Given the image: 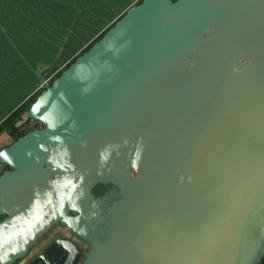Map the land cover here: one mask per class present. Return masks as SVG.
<instances>
[{
    "label": "water",
    "instance_id": "95a60500",
    "mask_svg": "<svg viewBox=\"0 0 264 264\" xmlns=\"http://www.w3.org/2000/svg\"><path fill=\"white\" fill-rule=\"evenodd\" d=\"M44 85L0 148V264L60 221L62 264L261 262L264 0H139Z\"/></svg>",
    "mask_w": 264,
    "mask_h": 264
},
{
    "label": "crops",
    "instance_id": "0c3cea01",
    "mask_svg": "<svg viewBox=\"0 0 264 264\" xmlns=\"http://www.w3.org/2000/svg\"><path fill=\"white\" fill-rule=\"evenodd\" d=\"M29 1H30V4H27L24 0H18V3H19L18 5L22 8L32 9L33 10L32 14L35 15L36 14L37 1L36 0H29ZM48 1L50 3H53V4L56 2L55 0H48ZM65 1H66V4H62V5H64V9H66L67 7H70V8H67V11L71 12V14L67 13V15L68 14L70 15V18H67V16H66V18L62 17V16H65L64 14H62V13H65V11H64V9H62V5L60 2H58L56 4L54 9L48 11V7L43 6L42 1L40 0V6L46 10V16L44 18H42L43 20L37 25L35 30L31 33L32 36H34V37L40 36V38H41L40 40L42 42L47 41L49 43L57 42V40H62V41L68 40V36L72 35L75 32L77 27L79 28V26L76 22V20H79V19L72 18V16H74L78 12V9H79V7L74 8V3L77 1L81 2V8L79 10V13H81L84 18L92 21L94 24H95V22H96V24H98V22H100V25L101 24L105 25L106 27L104 26L102 28L103 30H105V28H107V26H110L111 24H113L114 21L117 20L125 12V10H127L130 6H132L133 4L138 2L139 0H71V1L65 0ZM26 5H29V6H26ZM83 10H84V13H83ZM11 25L12 24H10V27L8 30L9 36H10V31H11ZM12 28H14V25L12 26ZM29 28H30L29 23L24 24V21L22 23H20V22L18 23L16 30L19 32L18 33V41H20V44H21V41L28 34ZM102 29L97 33V35H95L96 37L98 36V34H100L103 31ZM96 37H93L92 41ZM42 44L43 43H41V42H37V40L35 38L29 37V43H27V48L24 47L25 50L27 51V53H29L33 57H37V59H38V61H37L38 67H35L34 64L32 67L33 71H34L32 73L34 78H28V76L24 77L25 73H23L20 70V68L23 66L21 64H23V63L16 61V59L11 60V62H14L11 65L17 67L18 70H14L10 74H8V76L6 77V80H5V84L7 83L8 80H12L13 84L11 87V92L13 93V99L14 100H16V98H19L22 100V99L28 97L29 95H31L33 93L32 90L35 89V86H37L38 82L40 81L39 80L40 79L39 78L40 71H43L44 68L46 66H48L52 61H56V57H57V54L59 52L58 50L55 51L54 55L53 54H51V55L47 54L45 56V57H47L45 60L40 59L41 57L38 56V51L40 50ZM0 46L2 49L4 48L2 54L6 58H8V56L4 53L5 49L8 48L7 45L4 43ZM16 47H17V49H16V56H17L19 51H20V46H16ZM54 47H52V48L54 49ZM46 48L48 49L50 47L46 46ZM10 58L13 59V57H11V56H10ZM24 58L27 61V58L25 56H24ZM24 58L22 57V61H25ZM43 66H45V67H43ZM19 70L23 73L22 78L18 75ZM32 79H33V83H32V86L30 87L28 93L24 96H20L21 92H23V88L21 91H20V89L23 86L24 82L30 81ZM7 88H8V85H7ZM2 90L5 91V88H3ZM5 93L6 94H4V95L7 96V91H5ZM5 137H6V134H5V132H3L2 135L0 136V138L4 139Z\"/></svg>",
    "mask_w": 264,
    "mask_h": 264
},
{
    "label": "rangeland",
    "instance_id": "374dc122",
    "mask_svg": "<svg viewBox=\"0 0 264 264\" xmlns=\"http://www.w3.org/2000/svg\"><path fill=\"white\" fill-rule=\"evenodd\" d=\"M36 1H37L36 14L35 15L32 14L33 10L29 8L27 10V12H26L27 14L25 15L24 20L22 19L23 18V14H22V16L20 18V20H23L24 23H29V27H30L29 28L30 32L28 31V34L26 35V37L21 41V44H20V41H18V36L16 35V32H17L16 28H17V25L20 22V20H18V22L16 21V23L14 24V28L12 29V32H10V36H11L10 39L12 41V46L13 47L9 46L10 45L9 42H8L9 39H6L4 41L2 40V42H4L7 45V47H8L7 49H5L4 53L7 56L13 57L14 59H16V61H18L20 63H23V64H21L23 66L20 68V70L23 73H25L24 77L28 76V78H34V76L32 74L34 72L33 68H32L33 64H34L35 67H38L37 66V61H38L37 57L31 56L25 50V48H27V43H29V37H33V38H35L37 40V42L43 43L41 48H40V50L38 51V56L41 57L40 58L41 60H45L47 58V57H45L47 54L48 55H51V54L54 55L56 50L59 51L58 54H57V57H56V61H52L46 67L43 66L45 68H44L43 71H40V75H39L40 81L38 82V85L35 86V89L32 90L33 92L37 91L39 88H42V86L44 87L45 83H46V85H48V83L51 82L56 77V74L58 72H61L71 61L74 60V58L76 56H78L80 53L83 52L82 49H85L88 46H90L94 41L97 40L99 35H101V33H103L109 27V26H107V28H105V30H103L102 28L105 25H103V24L100 25V22H98V24H96V22H95V24H94L92 21L84 18L82 16V14L79 13V10L81 8V2L77 1V2L74 3V8L79 7V9H78V12L74 16H72V18L79 19V20H76L79 28L77 27L75 32L72 35L68 36V40H65V41L57 40V42H51V43H49L47 41L42 42L40 40L41 39L40 36H35L34 37V36L31 35V33L35 30L37 25L43 20L42 18H44L46 16V10L40 6V0H36ZM41 1L43 3V6L48 7V11L54 9L58 2H60L61 5L62 4H66L65 0H55L56 2L54 4L50 3L48 0H41ZM69 1H71V0H69ZM67 8H70V7H67ZM67 8L64 9V5H62V9H64V11H65V13H62L65 16H62V17L66 18V16H67V18H70L69 14H71V12L67 11ZM67 13H69V14L67 15ZM83 13H84V10H83ZM101 29L103 31L100 34H98V36L96 37L95 35H97V33ZM93 37H96V38L92 41ZM16 46H20V51H19L17 56L15 54L16 52L15 53L13 52V51H16ZM46 46H48L50 48L47 49ZM52 47H54V49ZM24 56L27 58L28 62L26 61ZM22 57L25 59L26 62L22 61ZM20 70L18 71V75L22 78L23 77V73ZM32 83H33V79L30 80V81H25L24 82L23 86L20 89V91H21L22 88H23V92H21L20 96H24V95H26L28 93L30 87L32 86ZM5 140L6 139H1L0 138V146L2 144H6L8 142L7 140L6 141ZM38 248H40L39 244L35 246L36 250ZM35 249L33 248L31 253ZM263 259L261 260V263L263 262ZM21 263H24V261H22Z\"/></svg>",
    "mask_w": 264,
    "mask_h": 264
},
{
    "label": "trees",
    "instance_id": "16d2710c",
    "mask_svg": "<svg viewBox=\"0 0 264 264\" xmlns=\"http://www.w3.org/2000/svg\"><path fill=\"white\" fill-rule=\"evenodd\" d=\"M24 1L27 4H30L29 0H24ZM18 4H19L18 0H0V45L4 44L2 40L4 41L6 39H9L8 41L10 44L9 46L13 47L12 41L8 34L10 24H12L11 31H10L12 32V29H13L12 26L16 23V21L18 22V20H20L22 14H23L22 19L24 20L25 15L27 14L26 12L28 10V8H22ZM26 6H29V5H26ZM23 20H20V23H22ZM18 33L19 32L17 31L16 32L17 36H18ZM103 33H101V35ZM101 35H99V37ZM90 46L83 49V52L87 50ZM3 50L4 48L2 49L0 46V133L6 132L13 139H17L18 137L24 135L28 131H31L37 128L36 126L39 124L38 122L32 126H28L26 124V121H29V120L28 119L24 120L21 117V115L24 112V110H26V108L30 105V103L35 99L36 95L42 89H44V87L42 86V88H39L37 91H34L31 95H29L28 97L22 100L19 98H16V100H14L13 93L11 92V87H12L13 82L12 80H8L6 83L8 85V88H7V85L5 84V80L8 74L18 69L17 67L11 65L12 63H14V62H11V60H15V59L14 58L11 59L10 56L6 58L2 54ZM13 52L15 53L16 51H13ZM59 74L60 72H58L56 76H58ZM50 83L51 82H49L48 84ZM3 88H5V91H7V96L4 95L6 93L4 90H2Z\"/></svg>",
    "mask_w": 264,
    "mask_h": 264
},
{
    "label": "flooded vegetation",
    "instance_id": "af4514ba",
    "mask_svg": "<svg viewBox=\"0 0 264 264\" xmlns=\"http://www.w3.org/2000/svg\"><path fill=\"white\" fill-rule=\"evenodd\" d=\"M28 120L29 121H26V124L28 126H32L38 122L32 119ZM36 127L40 128L42 127V124L39 123ZM5 134L6 137L4 139H6L8 142L6 144H2L0 148L8 146L14 140H16L13 139L8 133L5 132ZM8 169L9 167L7 165L0 164V174ZM100 187L101 185H96L93 189V192H96ZM2 217L3 216H0V219ZM58 238L61 239V245L55 243ZM73 241L76 243L78 242L82 245L83 243H85V241H83L82 239L74 240V235L72 233V228L70 227V225L67 224V222L63 223L60 221L54 224L47 231L43 232L40 237L30 246L27 254L24 257L17 259L11 264H27L29 261H31L33 258L37 257L40 254L44 255L45 258H42V260H40L37 264H62L64 259L67 257L68 249L70 250L73 246ZM38 244L40 245V248L36 250L35 246ZM33 248L35 250L31 253ZM22 261H24V263H21ZM260 264H264V259L263 262Z\"/></svg>",
    "mask_w": 264,
    "mask_h": 264
},
{
    "label": "bare ground",
    "instance_id": "6f19581e",
    "mask_svg": "<svg viewBox=\"0 0 264 264\" xmlns=\"http://www.w3.org/2000/svg\"><path fill=\"white\" fill-rule=\"evenodd\" d=\"M65 226V225H64Z\"/></svg>",
    "mask_w": 264,
    "mask_h": 264
}]
</instances>
